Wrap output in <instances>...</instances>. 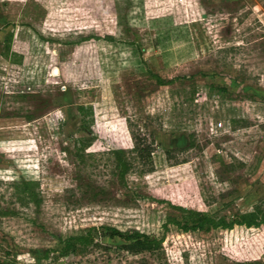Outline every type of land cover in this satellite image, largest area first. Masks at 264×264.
<instances>
[{"label":"rangeland","instance_id":"obj_1","mask_svg":"<svg viewBox=\"0 0 264 264\" xmlns=\"http://www.w3.org/2000/svg\"><path fill=\"white\" fill-rule=\"evenodd\" d=\"M255 207L264 0H0V264H264V225L236 224ZM94 226L161 248L60 253Z\"/></svg>","mask_w":264,"mask_h":264},{"label":"trees","instance_id":"obj_2","mask_svg":"<svg viewBox=\"0 0 264 264\" xmlns=\"http://www.w3.org/2000/svg\"><path fill=\"white\" fill-rule=\"evenodd\" d=\"M157 84L169 85L173 83V80L164 81L156 76ZM91 139H79L78 143L81 145L79 151H82L89 147ZM132 153H136V158L144 160L148 159L152 153L151 147L145 144L134 143ZM111 154L114 155V170L115 176L122 181L125 175L129 172L131 168V163L125 157V152L123 150H113ZM23 186V192L29 196L31 199H35V194L33 192L32 182H21ZM243 218H249L251 220L243 219L241 221H236V224H242L246 227H259L264 225V214H259V209L254 208L253 212L244 216ZM258 218V219H257ZM201 226V222L198 223ZM224 224V223H223ZM221 225L223 228H229L230 225ZM212 226L216 227L217 224L212 223ZM118 239L123 242L121 248L130 254H140L143 252H155L161 248L162 239L151 238L150 236L139 233L138 231L122 232L113 227H90L85 229L81 234L69 236L65 239H60L59 244L61 245L60 253L63 255H76L79 256L82 252L91 244H93L95 237Z\"/></svg>","mask_w":264,"mask_h":264},{"label":"water","instance_id":"obj_3","mask_svg":"<svg viewBox=\"0 0 264 264\" xmlns=\"http://www.w3.org/2000/svg\"><path fill=\"white\" fill-rule=\"evenodd\" d=\"M54 73H56V71L54 70Z\"/></svg>","mask_w":264,"mask_h":264}]
</instances>
